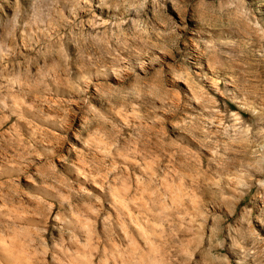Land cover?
<instances>
[{
    "label": "rangeland",
    "instance_id": "1",
    "mask_svg": "<svg viewBox=\"0 0 264 264\" xmlns=\"http://www.w3.org/2000/svg\"><path fill=\"white\" fill-rule=\"evenodd\" d=\"M1 237L264 264V0H0Z\"/></svg>",
    "mask_w": 264,
    "mask_h": 264
},
{
    "label": "bare ground",
    "instance_id": "2",
    "mask_svg": "<svg viewBox=\"0 0 264 264\" xmlns=\"http://www.w3.org/2000/svg\"><path fill=\"white\" fill-rule=\"evenodd\" d=\"M26 250L21 248L20 244L17 241L11 240L7 242V240H3L1 237L0 264H36L32 259V257L34 256H32L31 253ZM70 261L71 259L69 257V254H64L61 258L60 264H70ZM82 264L86 263L83 262ZM139 264L142 263L139 262Z\"/></svg>",
    "mask_w": 264,
    "mask_h": 264
}]
</instances>
